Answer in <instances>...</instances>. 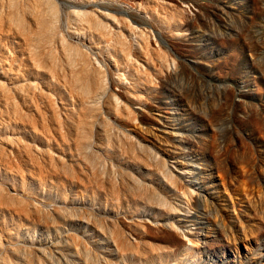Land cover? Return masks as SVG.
I'll list each match as a JSON object with an SVG mask.
<instances>
[{"label": "rangeland", "instance_id": "374dc122", "mask_svg": "<svg viewBox=\"0 0 264 264\" xmlns=\"http://www.w3.org/2000/svg\"><path fill=\"white\" fill-rule=\"evenodd\" d=\"M55 1L100 13L81 50L106 93L92 150L30 145L50 167L31 193L49 221L26 225L21 253L264 264V0Z\"/></svg>", "mask_w": 264, "mask_h": 264}, {"label": "bare ground", "instance_id": "6f19581e", "mask_svg": "<svg viewBox=\"0 0 264 264\" xmlns=\"http://www.w3.org/2000/svg\"><path fill=\"white\" fill-rule=\"evenodd\" d=\"M100 16L84 4L0 0V264H40L18 245L26 225L49 221L31 204V193L50 167L30 145L48 153L55 136L82 153L93 148L97 104L106 92L81 49L91 47L89 35L104 30ZM51 97L60 100L62 121Z\"/></svg>", "mask_w": 264, "mask_h": 264}]
</instances>
